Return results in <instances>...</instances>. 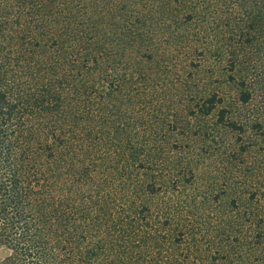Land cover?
<instances>
[{
    "label": "rangeland",
    "instance_id": "obj_1",
    "mask_svg": "<svg viewBox=\"0 0 264 264\" xmlns=\"http://www.w3.org/2000/svg\"><path fill=\"white\" fill-rule=\"evenodd\" d=\"M222 1L0 0L59 172L69 160L107 240L134 221L136 262L264 258V79L240 88L246 20Z\"/></svg>",
    "mask_w": 264,
    "mask_h": 264
},
{
    "label": "trees",
    "instance_id": "obj_2",
    "mask_svg": "<svg viewBox=\"0 0 264 264\" xmlns=\"http://www.w3.org/2000/svg\"><path fill=\"white\" fill-rule=\"evenodd\" d=\"M226 1L246 20L231 60L248 69L239 80L244 89L264 79V0ZM13 23L0 8V248L9 251L0 264H152L136 262L142 251L131 247L139 238L134 221L107 240L85 190H71L69 160L59 172L53 126L37 117L45 112L38 94L22 90L27 41ZM251 98L250 91L239 95L243 103ZM253 264H264V258Z\"/></svg>",
    "mask_w": 264,
    "mask_h": 264
}]
</instances>
